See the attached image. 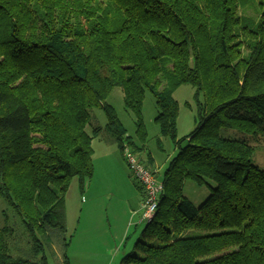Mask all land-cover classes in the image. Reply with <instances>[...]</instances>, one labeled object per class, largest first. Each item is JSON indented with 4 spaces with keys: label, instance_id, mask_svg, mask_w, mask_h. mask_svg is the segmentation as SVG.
<instances>
[{
    "label": "trees",
    "instance_id": "16d2710c",
    "mask_svg": "<svg viewBox=\"0 0 264 264\" xmlns=\"http://www.w3.org/2000/svg\"><path fill=\"white\" fill-rule=\"evenodd\" d=\"M246 1L0 0V264H38L13 250L15 230L36 257L65 236L66 195L73 178L83 193L94 176L95 136L105 130L121 152H146V92L178 153L122 264H264V169L248 141L221 135L264 140V0L258 20L243 15ZM183 85L195 89L197 116L179 139ZM115 88L138 143L108 103ZM93 109L107 124L90 135ZM189 181L210 187L199 207L184 195Z\"/></svg>",
    "mask_w": 264,
    "mask_h": 264
},
{
    "label": "rangeland",
    "instance_id": "374dc122",
    "mask_svg": "<svg viewBox=\"0 0 264 264\" xmlns=\"http://www.w3.org/2000/svg\"><path fill=\"white\" fill-rule=\"evenodd\" d=\"M257 8L256 0H247L242 6V13L258 20ZM123 97L122 89L115 88L108 103L116 110L128 135L138 143L135 117L125 108ZM174 97L180 108L177 128L178 138L181 139L196 128L195 89L190 85H183L175 91ZM157 115L155 98L150 92H146L143 117L148 133L147 149L143 154L133 153L145 163L148 161L147 154L152 156L155 161L152 170L161 182L170 160L178 153V148L170 138L160 135L155 123ZM106 124L105 113L101 109H93L87 130L92 135L94 128H104ZM221 135L231 140L248 141L256 149L254 163L264 169V140L258 141L257 138L230 129H222ZM158 138L162 141V149L158 146ZM93 149V178L87 183L83 193L78 179L73 178L66 195L65 236L59 238V241L53 240V244L45 245L44 252L36 257L24 230H15L13 250L18 251L19 256L38 264H43V256H46L49 264H64L65 254L70 264H122L127 255L136 254V243L143 240L142 232L146 227V222L142 221L143 186L108 132L103 130L94 137ZM184 195L199 207L209 197L210 187L189 181L184 186ZM4 205V201L0 200L1 209H4ZM63 239L68 241L67 247H64Z\"/></svg>",
    "mask_w": 264,
    "mask_h": 264
},
{
    "label": "built area",
    "instance_id": "2783aa9c",
    "mask_svg": "<svg viewBox=\"0 0 264 264\" xmlns=\"http://www.w3.org/2000/svg\"><path fill=\"white\" fill-rule=\"evenodd\" d=\"M124 155L131 171L145 191L142 205V221H150L157 211L159 198L164 189L163 184L158 181L153 171L148 169L128 147L125 148Z\"/></svg>",
    "mask_w": 264,
    "mask_h": 264
},
{
    "label": "crops",
    "instance_id": "0c3cea01",
    "mask_svg": "<svg viewBox=\"0 0 264 264\" xmlns=\"http://www.w3.org/2000/svg\"><path fill=\"white\" fill-rule=\"evenodd\" d=\"M130 231V230H129Z\"/></svg>",
    "mask_w": 264,
    "mask_h": 264
}]
</instances>
